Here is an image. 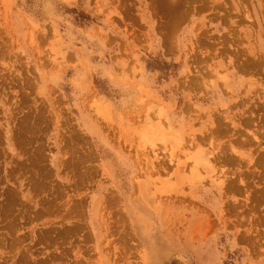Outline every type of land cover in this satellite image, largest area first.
<instances>
[{"label":"rangeland","instance_id":"rangeland-1","mask_svg":"<svg viewBox=\"0 0 264 264\" xmlns=\"http://www.w3.org/2000/svg\"><path fill=\"white\" fill-rule=\"evenodd\" d=\"M0 264H264V0H0Z\"/></svg>","mask_w":264,"mask_h":264},{"label":"bare ground","instance_id":"bare-ground-1","mask_svg":"<svg viewBox=\"0 0 264 264\" xmlns=\"http://www.w3.org/2000/svg\"><path fill=\"white\" fill-rule=\"evenodd\" d=\"M98 102H99V101H98ZM99 103H100V102H99ZM97 105H99V104H97ZM99 106H101V104H100ZM103 106H104V105H103ZM103 106H102V107H103ZM97 107H98V106H97ZM103 108H105V107H103ZM99 109H101V110H99ZM99 109L97 108V110H98L99 112L102 111V110L104 111V109H102L101 107H99ZM103 111L101 112V114H103ZM106 112H108V111L106 110V111L104 112V115L106 114ZM107 114H108V113H107ZM120 115H121V114H120ZM149 115H150V114H149ZM107 116H108V115H107ZM151 117H152V116H151ZM106 119H107V118H106ZM111 120H112V119H111ZM135 121H136V120H135ZM132 122H133V121H132ZM113 123H114V122H113ZM147 126H148V125H147ZM155 126H156V124H155ZM119 127H120V126H119ZM145 129H146V128H145ZM147 129H148V131H149L148 134H151V133H152L151 129H149V127H147ZM147 129H146V130H147ZM141 130H142V129H141ZM150 131H151V133H150ZM142 133L144 134V132H142ZM154 133H155V132H154ZM163 133H164V132H163ZM146 134H147V133H146ZM154 135H155V134H154ZM142 136H143V135H142ZM145 136H147V135H144V137H145ZM149 137H151V136H149ZM152 139H153V138H152ZM147 140H148V139H147ZM149 141H150V139H149ZM151 141H152V140H151ZM153 143H154V142H153ZM151 144H152V143H151ZM156 145H157V144H156ZM153 146H154V145H153ZM172 149H173V148H172ZM173 154H174V153H173ZM175 154H176V153H175ZM175 154H174V155H175ZM176 158H177V157H176Z\"/></svg>","mask_w":264,"mask_h":264}]
</instances>
